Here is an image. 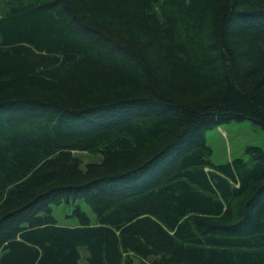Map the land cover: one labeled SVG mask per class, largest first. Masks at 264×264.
I'll return each mask as SVG.
<instances>
[{"label": "trees", "instance_id": "obj_1", "mask_svg": "<svg viewBox=\"0 0 264 264\" xmlns=\"http://www.w3.org/2000/svg\"><path fill=\"white\" fill-rule=\"evenodd\" d=\"M245 120L264 0H0V264H264V148L206 139Z\"/></svg>", "mask_w": 264, "mask_h": 264}, {"label": "rangeland", "instance_id": "obj_2", "mask_svg": "<svg viewBox=\"0 0 264 264\" xmlns=\"http://www.w3.org/2000/svg\"><path fill=\"white\" fill-rule=\"evenodd\" d=\"M206 139L213 150V162L217 165L226 164L236 158L249 160L250 157L246 154V149L250 146L264 148V130L250 120L232 121L214 127L206 132ZM76 155L82 156L85 163L100 160L99 153L79 152ZM88 213L92 221H95L90 210ZM53 214L59 225L68 227L80 225V220L74 215L72 206L68 204L54 207ZM136 264L142 263L136 260Z\"/></svg>", "mask_w": 264, "mask_h": 264}]
</instances>
